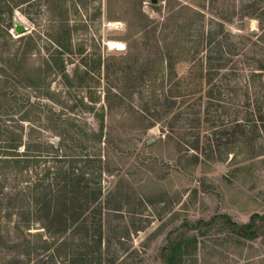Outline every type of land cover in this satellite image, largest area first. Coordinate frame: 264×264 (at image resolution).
<instances>
[{"label": "rangeland", "instance_id": "374dc122", "mask_svg": "<svg viewBox=\"0 0 264 264\" xmlns=\"http://www.w3.org/2000/svg\"><path fill=\"white\" fill-rule=\"evenodd\" d=\"M146 18L169 24L161 45L187 18L172 79L140 66L158 52ZM210 51L223 68L200 88ZM263 63L264 0H0V264H166L183 239L197 242L184 264H264ZM85 106L106 116L100 144L82 134L99 125ZM9 135L22 146L6 148ZM73 191L91 203L84 223L48 232L45 196ZM256 214L254 240L220 217Z\"/></svg>", "mask_w": 264, "mask_h": 264}, {"label": "trees", "instance_id": "16d2710c", "mask_svg": "<svg viewBox=\"0 0 264 264\" xmlns=\"http://www.w3.org/2000/svg\"><path fill=\"white\" fill-rule=\"evenodd\" d=\"M235 8V7H234ZM189 10V8H188ZM8 14L11 16L13 14V9H9L8 8ZM147 19V23L144 26V30L141 33V38L145 43H154L158 46L157 49V53H153L154 57H152L150 54V57L147 59H145L144 62H142L140 64V66H142L143 64L146 65H150V69L149 72H157L159 74V69H155L153 68V63H160V69H161V76L164 78L165 76H170V79H172V74H173V61L177 60V62L180 60V53L183 52L184 50V46L186 44V41L181 39V35L179 33H181V29L183 28V26H189L186 23V19L187 18H182V20L185 22L183 26H179V31L175 32V36L173 35V37L175 38L172 41H169L167 39L164 38V42L163 44H159V39H158V31L159 29H165L169 26L168 23H163V25H161L160 27V22H158L156 19H151V18H146ZM226 19V18H224ZM227 21V20H226ZM173 23L174 24V20L171 18L169 20V23ZM215 24V28H221L220 31H224V26H225V22H214ZM214 26V25H213ZM193 27V26H192ZM190 27V28H192ZM192 30V29H191ZM173 33H174V28H173ZM69 41V38L67 37V42ZM217 45L221 46V43L218 42ZM156 54V55H155ZM216 54V56H218L217 58L214 57V55ZM220 54V56H219ZM134 53L131 52L129 53V56H133ZM222 53H216L214 51H210L209 55H208V62H209V70L207 73L204 74V72L200 73V82H199V86L200 88H202V79H205V85L209 84L211 82V80L213 79V74H216L217 72H220L221 69L223 68L222 63H224V55L222 56ZM157 56V57H156ZM156 58V59H155ZM220 58V60H219ZM126 59V57H125ZM222 59V60H221ZM141 59L139 58L138 60L135 61L134 66L131 67V74H130V78L132 79L133 75L136 74L137 71V65L140 63ZM261 70H264V63L261 65L260 67ZM212 73V74H211ZM211 74V75H210ZM125 84V83H124ZM171 84L170 85V90L173 91L174 87H179L178 83H176L174 85V87H172ZM126 88V90L128 89V87L125 85L124 86ZM214 91L213 89H211V95L213 94ZM114 97V96H113ZM172 97L175 98V96L172 94ZM115 101L112 102V100L110 101V97H107V100L109 101V106L112 107L113 104H119V105H123L124 103V95L120 94V96L118 94H115ZM203 98V97H202ZM85 108L87 109L88 112L91 113H95L94 112V108L91 106H85ZM94 117L98 119L99 121V125H98V130L95 129H91L90 131H83V136L87 141H93L95 144H100L103 142L104 138H105V128H106V123H105V118L106 116L103 114H98L95 113ZM71 125V127L74 129L78 128L77 123L71 122L69 123ZM61 135L63 133H60ZM68 136V135H67ZM73 139V137L71 138ZM0 140L1 139V135H0ZM8 144V147L5 146L6 148H12V149H18L19 147L22 146V138H15V137H6V141ZM3 147V146H2ZM81 148H85L84 146H82V144L80 145ZM81 180L76 181L73 184V189L77 190H82V191H87V189L89 188L88 186L83 187L81 185ZM68 189V186H67ZM67 192V191H66ZM74 193L72 196L65 198L63 200H60L59 202L55 201V197L51 196L50 198H48V196L44 198L43 201V208L48 207L44 213H41L37 216L36 221L40 222L41 225L48 231L51 232L53 231L54 227L57 229L56 233L58 232L59 234H63V233H67V231L71 228L74 227V225L78 222L80 223H84L83 219L82 221L80 220L85 214V212L87 211L86 209H89L90 207V201L88 199V196H85L86 204L85 206H81V196L79 193L77 192H72ZM67 196V195H66ZM98 198V196L96 197ZM96 198L93 200L95 201ZM54 199V200H53ZM53 201H55L54 203H56V208L53 210L52 206L53 205ZM92 201V203H93ZM77 207H81V209H77ZM221 218L224 219V223L225 225L229 226L234 232L239 233L240 235H242L243 237L249 239V240H254L257 238V220L261 219L262 217L259 214L254 215L251 218V221L243 226H240L238 223L233 222L231 220V218L229 216L223 215L220 216ZM219 217H214L212 218L210 221H198L197 224L195 225H190V224H185V228L186 229H202V228H209L211 227L214 223H216V220H218ZM55 232V231H54ZM196 239H193L191 241H189V239H183V240H178V241H173L170 242L162 251V257L165 260L166 264H184V256L190 255L191 254V248L195 247V245L197 244V242L195 241Z\"/></svg>", "mask_w": 264, "mask_h": 264}, {"label": "water", "instance_id": "95a60500", "mask_svg": "<svg viewBox=\"0 0 264 264\" xmlns=\"http://www.w3.org/2000/svg\"><path fill=\"white\" fill-rule=\"evenodd\" d=\"M27 28L25 26H23L22 24L16 23L15 24V31L17 32V34H21L26 32ZM54 143L56 144L55 140Z\"/></svg>", "mask_w": 264, "mask_h": 264}]
</instances>
